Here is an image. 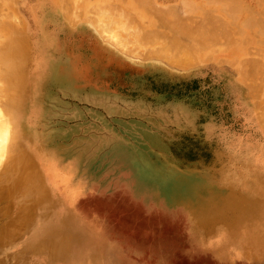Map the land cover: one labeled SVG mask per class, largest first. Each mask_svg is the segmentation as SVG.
<instances>
[{
	"label": "rangeland",
	"instance_id": "374dc122",
	"mask_svg": "<svg viewBox=\"0 0 264 264\" xmlns=\"http://www.w3.org/2000/svg\"><path fill=\"white\" fill-rule=\"evenodd\" d=\"M154 1L162 8H176L175 15L200 17L185 7L188 0ZM241 1L257 6L255 0ZM191 2L201 5L199 0ZM2 6L0 25L3 21L24 25V63L12 66L11 71L22 74L17 88L35 103L26 108V101L7 94L13 84L1 76L9 69L0 67V84L4 82L0 108L11 122L10 135L6 134L0 152V264H257L250 261L264 257V228L241 231L263 225L264 214L231 226L216 223L213 232L205 231L207 221L237 218L236 212L217 207L211 210L216 214L199 218L181 203L187 192L179 185L169 187L171 177L213 176L208 170L217 159L223 161L220 166L230 165L237 172L264 171V127L254 111L255 103L263 101L264 90L252 92L253 97L248 92L249 81L236 78L247 52L218 39L208 48L206 61L183 68L171 65L164 56L148 57L144 52L159 48L165 37L141 47L138 31L145 34L146 28L139 26L136 31L138 25L135 23L134 29L125 18L124 30L119 29L115 20L121 12L115 16V9L110 8L114 12L105 18L99 8L94 12L89 4L83 20L82 11H75L79 22L72 26L63 18L56 0H4ZM204 8L199 21L204 18L207 24L212 9ZM11 12L15 14L10 16ZM131 12L140 18L133 9ZM96 13L104 19L98 20ZM239 14L241 19L243 14ZM91 19L97 20L98 27L115 28L113 34L121 37L120 45L114 42L119 44L118 38L102 39ZM130 29L136 33L132 35ZM167 32L163 30L166 37ZM53 37L49 46L50 41H46ZM5 39L0 37V42ZM249 39L241 43L234 39V43L258 57L260 46ZM34 70V76L29 74ZM12 104L19 115L6 107ZM17 117L27 123L22 121L21 148ZM108 138L116 141L102 146L100 142ZM31 139L36 145L30 150ZM33 149L36 153L41 150L48 159L39 162ZM24 152L34 163L39 182L35 176L23 178L20 168H15L13 161ZM222 169L229 170H218ZM39 187L44 190L42 195L37 194L42 190ZM252 195L258 199L264 192ZM71 220L79 221L73 234ZM95 227L101 229L96 238ZM225 227L231 228L229 235L236 238L237 246L232 245L228 255L220 257L213 246ZM84 232L91 234L94 245L80 246L77 237ZM219 242L224 245V241ZM96 254L111 256L112 262H104Z\"/></svg>",
	"mask_w": 264,
	"mask_h": 264
},
{
	"label": "bare ground",
	"instance_id": "6f19581e",
	"mask_svg": "<svg viewBox=\"0 0 264 264\" xmlns=\"http://www.w3.org/2000/svg\"><path fill=\"white\" fill-rule=\"evenodd\" d=\"M56 1L58 2V4H60V10H61V14H62L63 18L69 24H72V26L76 25L79 22L78 17H77V19H75V17H74L75 11H76V13H77V9L79 11H82L80 13H81L82 20H83V16L85 15L86 8L88 7L89 4L94 7V12H96L95 7L97 10L99 8L100 9V10H98L99 14H101L103 17L106 16L105 18H108V13L109 14L111 13L112 10L110 11V8L116 10V12L112 11V13L114 12V14L119 13V15H120V12H121L120 16L117 15L118 17H120V18H118V20H115L116 18L113 19V21L115 20L117 23H119L118 24L119 29L124 30L123 24H125L127 22L126 19H129V20L134 22L133 23L130 21V23H132V25L134 24V27H133L134 29H135V23H136V25H138L136 27V31H137V28L139 26L142 29L146 28V29H144V30H146L145 34L138 31L140 38L138 37L137 41H138L139 45H141V47L145 46L146 45L145 43L147 41H151V40L155 41L157 39V37H159V36H160V38L165 37L166 40H165V43L163 45H160L159 48L157 46H155V49L153 48V50H150V51L144 52V53L147 54L148 57L149 56H155V55L164 56L165 59L173 66H179V67L185 68L186 66H190V65H193L195 63H200L201 61L202 62L206 61V58L209 57V55H207V53H209L208 48L211 49V47L215 44V42L218 39H224L226 42H228L229 46H230V44L233 46L237 45L236 47L240 46L243 49L242 51L247 52V57H244V59L242 61L241 68H240L241 70L237 69L238 76L236 78H239V80H241V82L249 81V83L247 84V88H248L249 93L255 92L258 89H260V92L262 89L264 90V59H263L264 58V0H255L257 2L256 3L257 6H255V7H254V5H252L249 2H243L241 0H215L214 2H216V3L213 5L206 4V2L208 0H199L201 5L191 2V0H188L187 2H185V5H187L185 7L190 8L189 11L192 12V15L193 14L196 15L197 13H199L200 17L202 16L203 10H205L204 7L209 6L212 9V11L210 13L209 9L206 8V9H208V11L210 13V14H208V12L206 13V14H208L207 24L205 21L206 19L202 18L199 21L200 17L198 18V16L197 17L193 16L191 19H189L190 17H183L179 14L175 15L177 13L175 10L176 8L174 9L175 11L172 9L173 7L168 8L167 6H165L166 8L165 7L162 8V5L156 3L154 0H56ZM0 2H1L0 5L2 6L4 0H0ZM12 7H14V6H12ZM132 9H133V11H135L139 14L140 18L137 19L134 17L133 13L131 12ZM9 11H11V10H9ZM0 12H1V8H0ZM11 13H12V15H11ZM11 13L10 14L7 13V17L9 15L13 16L14 12H11ZM3 14H4V12H3ZM99 14H97L98 20L102 21L104 18L99 16ZM237 14H239V17L241 16V14H243L241 19H238ZM203 15H205V13ZM0 16H1V14H0ZM115 16H116V14H115ZM3 17H6V16H3ZM14 17H13V20L16 23V20H15L16 17L15 18ZM89 17H90V15H89ZM121 17H123V18H121ZM0 19L2 20V16ZM95 19H97V18H95ZM111 20H112V18H111ZM76 21H78V22H76ZM96 21H93L91 19V22L93 24L92 27L96 30V32H98V34H100V37L102 39L105 38L108 40H111V39L116 40L119 37L118 33L115 32L113 34V31L115 30V28L113 29V31H110L107 28L103 27L102 23H101L102 27H98L97 24L95 25ZM0 22H2V21H0ZM107 22L110 23L111 21L108 19ZM19 23H20V21H19ZM21 23H22V21H21ZM106 25H108V24L106 23ZM115 25L117 26V24H115ZM20 27H22V28L20 29ZM117 27H116V29H117ZM127 27L129 28V26H127ZM141 28H139V29H141ZM23 29H24V25L19 26V25H15L14 23L8 24L4 21H3V25L2 24L0 25V33H2V34H0V35H2L0 37L4 36L6 38L3 43L0 42L1 43L0 44V67L4 66V67H7L9 69V72L7 75L4 76V74L3 75L1 74V76L7 80L9 79L10 85L13 84V86L10 87L9 92L7 94H9L10 96H12L15 99H18V97H20V99L22 101H26L27 104L24 106L26 108H28V106L30 104L35 103V102L31 99L29 94H26L25 96L21 94V92H20L21 87L17 88L18 85L20 83H22V80L19 77L22 74L20 72H18L17 70L11 71V69L13 68L12 66L17 68L18 66H21L24 63L21 59L22 55L24 54L22 52V50H24V38H25V34L23 33ZM134 29H130L132 31V33H131L132 35H134V33H136ZM122 30H120V33ZM163 30H168V32H167L168 37H166V35H163ZM128 31H129V29H128ZM18 32H21V34L19 36L16 35ZM125 32H126V30H125ZM126 33H130V32H126ZM140 33H142V34H140ZM178 33H181V35H179ZM121 34H124V33L122 32ZM123 37H122V39L124 40ZM125 37L127 39L130 38V36H128V37L125 36ZM160 38H158V39H160ZM249 38L252 39L253 41H255L258 46H260L256 51L258 57L250 56L251 52L249 53V50L247 51V48H245L243 45L234 43V41H235L234 39H236V40L238 39L241 43V41L247 42ZM133 39H135V38H133ZM250 39H249V41H251ZM53 40H54V37L50 38L46 42L50 41V43L48 44L50 46L51 42L53 43ZM120 40H121V37H120L119 41ZM117 41L118 40L114 41L115 44L120 45L121 41L119 42V44L117 43ZM130 42L132 43V41H129V43ZM134 43H136V40ZM142 44H145V45L142 46ZM27 45H29V44H27ZM133 45H135V44H133ZM137 46H138V44H137ZM50 49H52V48L50 47ZM231 49H232V47H231ZM231 49H230V51H231ZM128 50H130V49H128ZM134 51H135V49H134ZM234 52H236V51L234 50ZM37 54H38V52H37ZM40 55H41V53L38 54V56H40ZM25 59H27V58H25ZM221 62H223V61H221ZM231 62H232V60L229 59L228 63L231 64ZM258 73L262 74V78L260 76V78L258 79V81L260 80L259 83H257L258 81L256 82V80H257L256 76L259 75ZM29 74L34 76L35 70L30 72ZM256 74H258V75H256ZM46 79H47V76H46ZM75 79H73V80H75ZM0 80H3V79H1V77H0ZM3 83L4 82H2V84ZM2 84H0V86ZM19 86H21V85H19ZM1 87L3 88V85ZM1 87H0V90L2 89ZM25 91L27 92V90H25ZM0 93H1V91H0ZM252 95H253V93H252ZM253 97H255V96L253 95ZM262 100L263 101H261L260 103H255L254 111H255V114H257V116L260 120V123L264 127V96L262 97ZM253 106H254V103H253ZM6 107H8V109L9 108L12 109L17 115L20 114L19 110L17 109V107L14 104L6 105ZM1 108H0V152L4 147V145L2 143L6 137V134H9V132H11L10 131L11 122L7 119L6 114H4V112L2 111ZM17 119L20 120V121H18V120L15 121L18 125L17 130H18V135L20 136V137L18 136L19 138L17 140V143L21 144L23 142L22 136L24 134L21 133L20 130L23 127V122L26 125H27V123L23 119H20V117L19 118L17 117ZM10 138H11V136H10ZM31 141H32V139L28 142V149H30V150L32 148H34L36 145V143L34 144V142H31ZM115 141H116V139L108 138V139L102 140L100 142V144L102 146H105V145L112 144ZM24 145H25V141H24ZM7 146H9V145H7ZM22 146H23V143H22V145H20L19 148H21ZM8 149H10V148L8 147ZM4 150H6V148ZM15 151H16V148H15ZM33 153L35 154V156L37 157V160L39 162H41L40 159H42L43 161H44L43 158L48 159L47 155L44 152H41V150L38 151V153H36L33 149ZM26 154L27 153L24 152V154L20 153V155H17L16 159L13 161V164L15 165V168H17V169L20 168V171H19L20 176H22L23 178L35 176L39 182L40 177L36 171L34 163L28 159ZM52 160H53V158L51 157V161ZM222 162L223 161L218 160V159L213 161L212 162L213 164L210 165V169L208 170V172H211V174L215 173L214 177H216V178H210L209 180H206L205 178L209 177L208 174H206V175L201 174V176H198V178H193V179H191V178L189 179V178H187L185 176H181V175H180V178H177V177H175V178L171 177L170 178L172 184L169 187L173 188V187H176V185H179V189L187 192V195H185V197L181 198V201H182L181 203H186L187 206L189 207V209L192 211V213L194 215L198 216L199 218L202 215L204 217H207V216L211 217L212 215L216 214L217 212L210 210L211 206L213 208L218 207L220 210H227L228 213H232V214L234 212H236L235 215H237V218L232 217L229 220L228 219L225 220L226 218L222 217L219 220L216 219L215 221H212L213 220L212 219V220L204 223V228H206L205 231H212L213 232L214 229L216 228V223L221 224V225L224 223H228L231 226V225L238 224L240 222L249 221V219H248L249 217H253V216L260 217L264 214V212H263L264 211V196H262V197L260 196V197H258V199L257 198L253 199L254 197L252 195V193H263L264 192V171L242 170V171L237 172V171L231 170L230 168H229V170H225V169L218 170V169L223 167V166L219 165V163H222ZM6 170H7V168H6ZM203 170L207 171L204 168H203ZM43 173L46 175V172L44 170H43ZM16 176H18V175H16ZM16 176L14 175V177H16ZM41 177H43V176H41ZM235 177H239V178H235ZM43 179L45 180L44 177H43ZM246 179H249V180H246ZM18 181H19V179H18ZM231 181H235L237 183L244 184L243 189H242L243 191L240 190V192H236L233 194V191L236 190V187L231 186L232 184L228 185V183H230ZM212 182H214V184H212ZM31 183H32V181H31ZM39 189H42V187H39ZM43 192H44V190L42 189L37 194L42 195ZM235 194H237V195H235ZM27 199H29V197H27ZM27 199H26V201H27ZM54 199L55 198H53V200ZM154 201H155V199H154ZM170 201H172V200H170ZM23 202H25V201H23ZM43 204H45V203H43ZM41 206H43V205L40 204V207ZM181 206L183 207L184 205L181 204ZM224 214H225V212L221 213L220 215H224ZM225 216L227 217V215H225ZM78 225H79V221H77V224H76L75 220H74V223L72 220L70 221L69 227L73 230L71 232V234L74 233V229H78ZM225 228H226V232H225L224 236L218 237L219 239H218V243H217L216 247L214 248V246L212 244L209 245V246L212 245L214 250L217 249L218 255H220V257H221V254L222 255H228L229 247H231L232 245H233V247L237 246L236 238H233V236L229 235V233L231 232V228H229V227H225ZM259 228H264V224L263 225L250 226L249 228L248 227L246 229L244 228L241 231L242 232L246 231V230L255 231ZM93 230L95 232L93 234V235H95L94 238H96L97 233H99V231H101V229L95 227V228H93ZM60 237H62V236L60 235ZM72 237H74V235ZM201 238H203V237H201ZM210 238L211 237H209L208 239L213 240ZM77 239H78V241H80L79 242L80 246H85V247H87L89 245H94V242H95L92 239L91 234L89 232L88 233L84 232V233L80 234L77 237ZM219 240H221V242L224 241V245H221ZM262 245H264V244H262ZM101 248H103V247H101ZM70 251H71V249H69L68 253H70ZM70 254L72 255V252ZM95 256L101 257V259H103L104 262L105 261L107 262V260L111 259V256H108V255L104 256V254L103 255L96 254ZM105 259H107V260H105ZM111 260L109 261V263L112 262Z\"/></svg>",
	"mask_w": 264,
	"mask_h": 264
},
{
	"label": "crops",
	"instance_id": "0c3cea01",
	"mask_svg": "<svg viewBox=\"0 0 264 264\" xmlns=\"http://www.w3.org/2000/svg\"><path fill=\"white\" fill-rule=\"evenodd\" d=\"M226 167H228V168H231L232 166H230V165H228V166H223V168H226ZM242 167H244V166H242ZM251 167H256V166H251ZM250 167V168H251ZM215 174V173H214ZM214 176V175H213ZM213 176H209V177H207L208 179L207 180H209L210 178H216V177H213ZM212 184H214V182H212ZM229 184H232L231 186H234V187H236V192H240V190H242L243 189V186H244V184H242V183H237V182H235V181H231L230 183H228V185ZM237 184V185H236ZM213 186V185H212ZM243 191V190H242ZM212 209H214V208H210V210H212ZM222 211H225V210H222ZM208 222V221H207ZM225 232H226V229H225V231H224V229H222L221 230V232H218V234H219V236L218 235H216V237L218 236V237H221V236H224V234H225ZM208 235H210V234H208ZM264 257H263V255H261V256H259V257H257L256 259H254L253 261H250V263H252V262H255V263H257V264H264V259H263Z\"/></svg>",
	"mask_w": 264,
	"mask_h": 264
}]
</instances>
